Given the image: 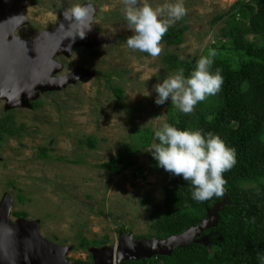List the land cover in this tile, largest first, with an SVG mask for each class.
Wrapping results in <instances>:
<instances>
[{
	"label": "rangeland",
	"instance_id": "obj_1",
	"mask_svg": "<svg viewBox=\"0 0 264 264\" xmlns=\"http://www.w3.org/2000/svg\"><path fill=\"white\" fill-rule=\"evenodd\" d=\"M26 1L21 8L25 23L13 32L16 38L30 41L53 31L73 5L90 3L92 29L111 42L89 49L73 46L68 55L57 54L53 61L60 69L51 76L77 70L88 75L59 89L36 91L31 107H8L0 98V120L11 116L15 128L0 140V204L4 198L10 201L12 223L20 218L37 222L40 236L66 249L64 256L73 264L87 261L91 248L117 245L120 233L134 240L154 237V205L160 215L165 213V187L171 177L146 151L158 143L154 135L149 147L136 146L135 130L154 134L183 113L170 100L154 102L157 83L180 69L189 75L181 64L171 69L167 57L193 70L202 56L218 53L213 46L229 47L228 22L247 28L239 7L251 0H184L186 16L170 26H185L181 40L160 42L162 51L155 57L128 48L132 33L124 0ZM146 2L155 8L167 0ZM245 39L255 36L248 33ZM114 87L122 90L121 100ZM118 157L123 162H118L117 172L104 167ZM260 183L264 185V178Z\"/></svg>",
	"mask_w": 264,
	"mask_h": 264
},
{
	"label": "trees",
	"instance_id": "obj_2",
	"mask_svg": "<svg viewBox=\"0 0 264 264\" xmlns=\"http://www.w3.org/2000/svg\"><path fill=\"white\" fill-rule=\"evenodd\" d=\"M239 12L248 22L247 28L238 27L235 21L228 22L226 35L232 44L212 47L218 53L211 57L210 71H219L223 77L220 90L212 95V100L207 97L206 103H198L193 113L169 119L178 129L219 136L235 150L236 163L223 173L226 183L222 194L205 201L194 200L193 186L168 173L171 179L165 187V213L160 215L155 205L152 213L156 219L154 238L162 240L197 226L206 218L207 211L224 199V191L231 204L219 212L217 225L202 233L201 237L208 236L207 245L191 243L170 256L120 264H264V185L260 183L264 178V0L243 3ZM184 31L185 26L169 28L161 42L177 44ZM248 33L255 40H246ZM166 61L171 69L181 64L186 73L192 72L187 63H178L173 56ZM112 92L118 100L122 99L121 89L114 87ZM12 120L11 116L0 120V140L4 134L15 131ZM135 132L139 137L136 146L149 147L152 131ZM118 162H123V158H114L104 167L117 172ZM74 264H92V256L89 254L87 261L77 260Z\"/></svg>",
	"mask_w": 264,
	"mask_h": 264
},
{
	"label": "water",
	"instance_id": "obj_3",
	"mask_svg": "<svg viewBox=\"0 0 264 264\" xmlns=\"http://www.w3.org/2000/svg\"><path fill=\"white\" fill-rule=\"evenodd\" d=\"M16 4V7L12 6ZM26 0H0V98L9 106L31 107L36 100V91H51L74 83L88 75L82 70L53 77L60 67L53 61L61 53L68 55L73 46H98L111 41L101 37L95 30L88 31L85 38H72L77 29L70 28L69 22L61 15L57 27L50 32L36 34L30 41L14 37L13 32L25 23L21 8ZM93 16V11H92ZM92 22V19H91ZM224 199L207 211L206 218L197 226L185 232L158 240H134L132 235L119 234L116 246L91 248L92 264H120L123 261H137L155 256H170L191 243L208 244V236L202 233L214 228L225 205L231 204L226 191ZM10 201L6 198L0 204V264H73L65 258L66 249L59 248L43 239L37 222L22 218L13 222L9 219ZM115 250V255L113 258Z\"/></svg>",
	"mask_w": 264,
	"mask_h": 264
},
{
	"label": "clouds",
	"instance_id": "obj_4",
	"mask_svg": "<svg viewBox=\"0 0 264 264\" xmlns=\"http://www.w3.org/2000/svg\"><path fill=\"white\" fill-rule=\"evenodd\" d=\"M124 4V18L132 33L126 40L128 48L153 57L161 53L160 42L170 26L187 14L184 0H167L155 8L146 0H124ZM92 11L93 6L89 3L75 4L63 13L70 28L77 29L73 39L76 36L83 39L91 31ZM165 15L167 19L162 18ZM68 50L71 51L70 47ZM214 55L210 52L208 56H202L187 77L180 69L174 76L157 83L154 102L164 105L170 100L172 105L188 114L198 103L215 95L223 84V77L219 71H210ZM154 138L158 143L146 151L150 152L157 167L193 186L194 200L205 201L222 194L226 183L223 173L230 170L236 160L235 150L227 147L219 136L200 130H181L165 123L154 132Z\"/></svg>",
	"mask_w": 264,
	"mask_h": 264
},
{
	"label": "bare ground",
	"instance_id": "obj_5",
	"mask_svg": "<svg viewBox=\"0 0 264 264\" xmlns=\"http://www.w3.org/2000/svg\"><path fill=\"white\" fill-rule=\"evenodd\" d=\"M14 7H16V4H14V5L12 6V8H14ZM59 53H61V49H59ZM56 56H57V55H56ZM115 250H116V246H115ZM115 250H114L113 258H114V255H115Z\"/></svg>",
	"mask_w": 264,
	"mask_h": 264
}]
</instances>
